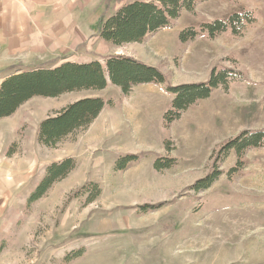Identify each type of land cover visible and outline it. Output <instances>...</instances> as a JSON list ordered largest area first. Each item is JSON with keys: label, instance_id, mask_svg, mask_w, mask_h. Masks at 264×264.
I'll return each mask as SVG.
<instances>
[{"label": "rangeland", "instance_id": "obj_1", "mask_svg": "<svg viewBox=\"0 0 264 264\" xmlns=\"http://www.w3.org/2000/svg\"><path fill=\"white\" fill-rule=\"evenodd\" d=\"M23 1L49 18L43 21L53 39L39 38L36 45H55L61 39L64 53L45 64L20 63L8 69L14 61L7 56V44L0 43V84L17 70L61 60L104 61L111 54H129L160 66L173 85L206 81L215 64L232 66V59L245 66L249 79L233 82L229 91L219 88L187 109L170 127L171 150L162 123L174 96L167 83L155 84V92L134 87L124 94L114 85L94 91L108 101L98 118L53 148L39 142L40 122L89 92L37 96L0 119V241L9 238L0 264H264V148L249 151L242 172L232 179L228 172L237 155L231 152L222 163L224 173L210 188L189 190L210 169L220 142L244 129H264V0L199 1L171 27L120 46L101 38L100 28L132 0ZM6 5L0 0V14ZM245 9L254 11L256 22L241 35L203 34L181 46L178 35L183 29ZM126 153L141 158L115 170L116 160ZM158 156L174 157L177 164L157 171ZM66 157L78 161L76 169L28 208L29 193L47 166ZM91 182L102 189L95 201L87 203L88 194L69 198ZM159 201L166 204L158 210L138 208ZM80 247L87 249L82 257L64 262Z\"/></svg>", "mask_w": 264, "mask_h": 264}, {"label": "trees", "instance_id": "obj_2", "mask_svg": "<svg viewBox=\"0 0 264 264\" xmlns=\"http://www.w3.org/2000/svg\"><path fill=\"white\" fill-rule=\"evenodd\" d=\"M199 1L205 0H132L121 4L113 14L102 23L100 36L113 45L142 42L147 36L155 34L163 28L171 27L184 10H195ZM256 22L253 10L245 9L234 12L226 19L204 21L198 27L189 26L183 29L178 39L182 45L206 34L215 38L230 31L241 35L245 28ZM232 66L215 64L206 81L187 82L177 85L167 83V73L156 65L129 54H111L104 61L90 62L64 61L51 67H37L20 70L6 76L0 84V119L12 116L30 99L42 97H58L66 93L83 90H102L110 83L122 88L129 94L135 86L141 84L167 83L168 92L174 94L170 107L163 114V130L167 134L165 144L168 150L173 148L169 136L170 127L178 121L183 113L200 100L208 98L219 88L230 90L235 81L249 79V72L237 60L232 59ZM18 67V66H17ZM16 68V65L8 69ZM108 104L102 96H86L68 103L66 106L49 114L38 127L37 137L40 143L53 148L65 137L81 129L88 128ZM264 148V129H244L238 134L220 142L213 150L208 172L195 180L189 190L196 193L210 188L224 173L222 163L235 152L236 165L228 172L232 179L242 172L247 163L249 151ZM141 158L139 153H126L118 157L115 170H125ZM177 159L171 156H158L154 161L157 171L172 168ZM78 166L74 157H66L53 161L47 168L44 177L31 189L26 201L27 207L43 198L57 181L65 178ZM97 182L85 184L73 191L69 198L88 194L87 203L95 201L101 194ZM165 201L147 202L138 205L140 212H150L161 208ZM9 238L0 241V254L7 248ZM87 252L80 247L68 253L64 262L79 259Z\"/></svg>", "mask_w": 264, "mask_h": 264}, {"label": "crops", "instance_id": "obj_3", "mask_svg": "<svg viewBox=\"0 0 264 264\" xmlns=\"http://www.w3.org/2000/svg\"><path fill=\"white\" fill-rule=\"evenodd\" d=\"M6 3L7 5L5 7L4 14L3 15L2 13L0 14V43L7 44V48H8L7 56L11 57L14 61L10 65H8V67L16 65V68H17L18 64L20 63H24L25 65L27 64L30 65L32 64V62H36V61H39L38 63L45 64L52 60L54 61L55 58L57 57H61V54L64 53L63 51L64 48H62L60 44L61 39L55 45H52V44H50L49 46H46V45L37 46L36 45L39 38L43 40L53 39L51 27H49L50 29H48L49 25H47L46 22L43 21V18L45 19H49V18L45 16L43 12L38 11L37 8H35V12L31 11L30 7L26 6L23 0L21 1L13 0L10 2L6 0ZM2 37H6L5 41L2 39ZM26 42H29L28 46H25ZM30 43H35V44L32 47H30L31 46ZM74 44H77V41H75ZM93 60L101 61V59H91V60L80 61V62H90ZM63 61L65 60H61L60 62H57L56 64L47 65V66L43 64L42 66L51 67V66L60 64ZM37 67H41V66H34V68H37ZM18 71L20 70H17V72ZM109 85H114V84L110 83ZM114 86H117V85H114ZM119 88L122 90L121 87ZM136 88H142L144 91H148V92H155L159 90L158 85L151 84V83L135 86V89ZM94 91L96 92L99 90L79 91V92H89L88 94L82 95L79 98L86 97V96H102L101 94L93 93ZM173 97H172V100H173Z\"/></svg>", "mask_w": 264, "mask_h": 264}]
</instances>
